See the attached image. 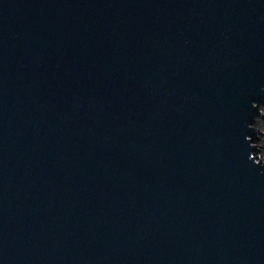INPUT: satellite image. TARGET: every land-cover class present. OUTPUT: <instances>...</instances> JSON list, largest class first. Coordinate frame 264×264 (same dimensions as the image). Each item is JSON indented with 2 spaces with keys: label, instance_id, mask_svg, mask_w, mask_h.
Returning <instances> with one entry per match:
<instances>
[{
  "label": "water",
  "instance_id": "1",
  "mask_svg": "<svg viewBox=\"0 0 264 264\" xmlns=\"http://www.w3.org/2000/svg\"><path fill=\"white\" fill-rule=\"evenodd\" d=\"M264 0H0V264H264Z\"/></svg>",
  "mask_w": 264,
  "mask_h": 264
},
{
  "label": "rangeland",
  "instance_id": "2",
  "mask_svg": "<svg viewBox=\"0 0 264 264\" xmlns=\"http://www.w3.org/2000/svg\"><path fill=\"white\" fill-rule=\"evenodd\" d=\"M263 110V109H262ZM261 125L262 129L260 128L259 129V134L257 135L258 138H264V111L262 112L261 111V118L258 119V123H257V126ZM258 130V129H257ZM258 132V131H257ZM260 150V153L258 152L257 156H258V160L260 161H263L264 162V150L262 151L261 149ZM261 153L263 155H261Z\"/></svg>",
  "mask_w": 264,
  "mask_h": 264
},
{
  "label": "bare ground",
  "instance_id": "3",
  "mask_svg": "<svg viewBox=\"0 0 264 264\" xmlns=\"http://www.w3.org/2000/svg\"><path fill=\"white\" fill-rule=\"evenodd\" d=\"M263 111H264V108H263L262 112ZM260 128L262 129L261 125L257 126L258 132H259V129ZM256 146H257V149H258V152L259 153H260V150L259 149H261L263 151L264 150V138H259L258 142L256 143ZM261 155H263V154L261 153Z\"/></svg>",
  "mask_w": 264,
  "mask_h": 264
}]
</instances>
